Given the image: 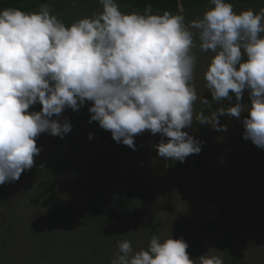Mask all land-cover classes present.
<instances>
[{
    "label": "clouds",
    "instance_id": "9594fccd",
    "mask_svg": "<svg viewBox=\"0 0 264 264\" xmlns=\"http://www.w3.org/2000/svg\"><path fill=\"white\" fill-rule=\"evenodd\" d=\"M98 2L101 12L70 25L49 4L0 10V185L34 166L40 134H68L64 110L86 102L89 123L133 151L135 136L159 133L152 146L165 160L182 163L201 152L203 141L185 131L194 121L227 131L219 118L244 112L243 138L264 149V8L237 13L228 0H209L201 17L187 21L169 11L153 14L151 4L143 13H124L117 0ZM197 47L213 54L204 71L211 100L198 97L194 84ZM246 91L249 104L241 102ZM233 98L234 105L212 110ZM198 99L210 115L194 112ZM36 103L41 110L29 112ZM188 247L171 235H154L138 251L122 240L110 264H224L219 255L190 258Z\"/></svg>",
    "mask_w": 264,
    "mask_h": 264
},
{
    "label": "rangeland",
    "instance_id": "374dc122",
    "mask_svg": "<svg viewBox=\"0 0 264 264\" xmlns=\"http://www.w3.org/2000/svg\"><path fill=\"white\" fill-rule=\"evenodd\" d=\"M62 2L59 8L56 6L51 11L66 25L102 11V5L94 0ZM209 7L210 3L206 2L189 12L181 11L178 14L185 15L186 20L191 21L201 17ZM233 8L237 13L248 8L259 11L264 8V1L233 5ZM120 10L124 13L135 12L122 7ZM194 51L198 57L194 79L198 97L204 96L211 100L204 71L213 54L202 52L198 47ZM235 102L233 98L231 102L213 103L211 108L215 111L219 107L234 105ZM241 102L250 103L247 91ZM86 105L90 107L91 102H86ZM41 108L42 105L36 103L28 111L39 112ZM206 108L200 99L194 104L195 113ZM74 114L75 111L70 108H66L62 114L61 120L67 118L72 125L71 131L63 138L48 133L36 138L41 151L34 157V166L23 172L27 180L35 183L39 175H44V171L63 162L66 170L70 167L78 169L80 166V172L84 174L90 173L96 157L100 161L108 160V147H104L94 135L92 139L88 138L89 133L93 134L94 131L91 128L78 131L72 124ZM247 115L244 112L239 119L221 116L220 123L227 126V131H216L208 125L205 144L207 176L195 166L199 154L189 155L182 163L159 157L152 146L161 140L159 133L153 135L146 130L134 137L135 158L124 151L120 152L122 160L117 162L116 171L122 184L145 186L148 182L154 189L152 210L144 215V223L137 228H126L132 233L134 250L147 249L154 235L161 239L171 235L173 239L183 238L188 243L187 251L193 259L207 254L221 256L224 264H264V149L257 148L250 139L243 138L242 120ZM185 131L199 140L197 122L194 121L193 126ZM97 181L89 180L87 186L78 188L71 195L77 201L91 200L99 190ZM1 188L10 204L19 198V190L13 188L11 183H5ZM4 218L5 208L0 205V222ZM30 218L36 220L39 217ZM28 253V240L22 237L17 252L12 254L23 258Z\"/></svg>",
    "mask_w": 264,
    "mask_h": 264
},
{
    "label": "trees",
    "instance_id": "16d2710c",
    "mask_svg": "<svg viewBox=\"0 0 264 264\" xmlns=\"http://www.w3.org/2000/svg\"><path fill=\"white\" fill-rule=\"evenodd\" d=\"M62 1L0 0V10L17 7L32 12L38 11L42 4H49L51 9L59 8ZM263 1L228 0L238 6ZM206 2L209 0H117L120 7L138 13H143L145 6L151 4L153 14L189 12ZM88 109L85 103L75 111L72 124L81 132L88 128L94 130L97 141L108 147V160L100 161L96 157L90 173L84 174L79 165L78 169L70 167L66 170L63 162L44 171L35 183L27 180L22 172L19 180L11 183L19 190V198L11 204L0 185V205L5 208V218L0 222V264H110L120 241L130 240L135 244L131 240V231L126 228H137L144 223V215L150 213L154 203L153 186L148 182L145 186L122 184L116 171L117 162L122 160L120 152L124 151L133 158L136 154L114 141L111 132L99 127L98 122L89 123L91 114ZM199 111L210 115L208 108ZM207 127V124H199V140L203 144L195 162L197 169L206 176ZM89 180H98L97 195L92 194L95 196L91 200L77 201L71 194L87 186ZM30 216L39 218L35 220ZM22 237L29 243V253L23 258L12 254L17 252Z\"/></svg>",
    "mask_w": 264,
    "mask_h": 264
}]
</instances>
